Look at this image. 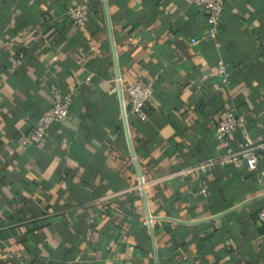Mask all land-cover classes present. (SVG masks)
<instances>
[{
	"label": "crops",
	"instance_id": "0c3cea01",
	"mask_svg": "<svg viewBox=\"0 0 264 264\" xmlns=\"http://www.w3.org/2000/svg\"><path fill=\"white\" fill-rule=\"evenodd\" d=\"M76 1L0 0V264H264V149L254 170L196 168L222 152L220 110L264 133V0H226L206 39L192 0H83L81 28ZM137 75L152 79L141 121ZM51 87L71 89L68 112L21 149Z\"/></svg>",
	"mask_w": 264,
	"mask_h": 264
},
{
	"label": "built area",
	"instance_id": "2783aa9c",
	"mask_svg": "<svg viewBox=\"0 0 264 264\" xmlns=\"http://www.w3.org/2000/svg\"><path fill=\"white\" fill-rule=\"evenodd\" d=\"M103 1L101 0V2ZM225 1L192 0L196 6L202 9L207 23L206 33L201 36V39L215 37ZM65 15L74 27L81 28L88 18V5L83 0L76 1L66 7ZM196 41L194 38L190 39L192 44ZM215 74L220 77L222 83L227 82V74L221 62L218 63ZM124 91L128 97L126 113L136 120H144L146 116L145 103L152 94V79L137 75L124 85ZM49 97L48 107L39 115L32 129L20 138L19 147L21 149L29 145L39 144L50 125L66 116L72 101L71 89L59 90L51 87ZM121 115L124 116V113ZM210 129L214 138L222 147V152L217 156L199 162L196 168L205 170L208 166L218 165L232 168L244 166L247 170H254L257 152L264 149V133L259 140L250 138L245 126V117L242 114L233 113L230 109L220 110L210 124ZM233 133L238 135V142L235 145H231L229 139V136ZM123 160L130 164L136 163L137 158L131 148L127 149V154ZM204 192V188H199V194L204 195ZM149 222V218H145L142 225L149 227ZM256 222L262 228L261 236L264 237V203L256 214Z\"/></svg>",
	"mask_w": 264,
	"mask_h": 264
}]
</instances>
